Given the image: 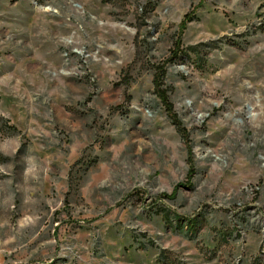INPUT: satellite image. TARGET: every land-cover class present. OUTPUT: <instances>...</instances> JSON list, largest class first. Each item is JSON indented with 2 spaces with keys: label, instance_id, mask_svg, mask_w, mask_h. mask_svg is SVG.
Wrapping results in <instances>:
<instances>
[{
  "label": "rangeland",
  "instance_id": "obj_1",
  "mask_svg": "<svg viewBox=\"0 0 264 264\" xmlns=\"http://www.w3.org/2000/svg\"><path fill=\"white\" fill-rule=\"evenodd\" d=\"M0 264H264V0H0Z\"/></svg>",
  "mask_w": 264,
  "mask_h": 264
},
{
  "label": "trees",
  "instance_id": "obj_2",
  "mask_svg": "<svg viewBox=\"0 0 264 264\" xmlns=\"http://www.w3.org/2000/svg\"><path fill=\"white\" fill-rule=\"evenodd\" d=\"M185 26H186V20H183V22L181 23V29H184ZM159 71L160 70H157V73H155V77L153 79L155 94L157 95V97L161 100L162 104L164 105L166 113L172 125L174 126L176 132L180 135L182 140L186 142L188 139L187 133L184 127L182 126V123L178 119L176 113L174 112L173 106L170 103L169 98L167 97L165 91L161 89L160 84L162 83H160L161 78H160V73H158Z\"/></svg>",
  "mask_w": 264,
  "mask_h": 264
}]
</instances>
